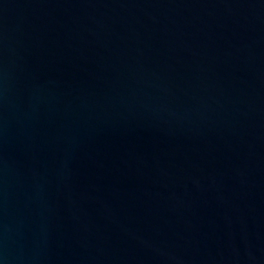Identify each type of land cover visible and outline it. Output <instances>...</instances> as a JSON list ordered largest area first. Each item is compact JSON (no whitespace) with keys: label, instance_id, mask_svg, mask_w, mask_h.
Returning <instances> with one entry per match:
<instances>
[{"label":"water","instance_id":"obj_1","mask_svg":"<svg viewBox=\"0 0 264 264\" xmlns=\"http://www.w3.org/2000/svg\"><path fill=\"white\" fill-rule=\"evenodd\" d=\"M0 264H264V0H0Z\"/></svg>","mask_w":264,"mask_h":264}]
</instances>
